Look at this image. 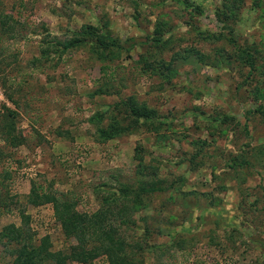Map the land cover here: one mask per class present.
<instances>
[{"label": "rangeland", "instance_id": "rangeland-1", "mask_svg": "<svg viewBox=\"0 0 264 264\" xmlns=\"http://www.w3.org/2000/svg\"><path fill=\"white\" fill-rule=\"evenodd\" d=\"M105 21L119 41L138 43L135 49L100 61L91 37L36 61L45 40L73 38L83 25L102 28ZM158 35L164 42H152ZM241 48L254 52L253 67ZM145 56L174 69L152 74L140 64ZM105 65L114 70L106 80L115 93L91 96ZM122 97L156 108L158 123L94 143L89 118L96 111L109 108L129 120L115 109ZM6 106L24 143L11 145L0 129V205L7 213L0 230L26 210L37 212L26 184L68 194L80 211L93 213L104 184L138 187L158 177L165 189L146 195L130 216L134 223L120 228L132 262L264 264V0H0V128L10 122L3 120ZM138 150L155 177L138 175ZM235 156L251 164L230 167ZM54 212H43L55 217L52 250L65 249L74 240ZM0 256V264H13L1 247ZM95 264L108 263L101 256Z\"/></svg>", "mask_w": 264, "mask_h": 264}, {"label": "trees", "instance_id": "trees-1", "mask_svg": "<svg viewBox=\"0 0 264 264\" xmlns=\"http://www.w3.org/2000/svg\"><path fill=\"white\" fill-rule=\"evenodd\" d=\"M189 6L193 5L189 4ZM4 23L6 24L8 21H4ZM44 30L48 31V28L45 27ZM74 33L76 35L73 38L65 40L56 37L45 40V46L41 48V54L36 58V61L42 63V60L49 59L53 52L62 55L69 49L86 46V44L92 43L91 37H95V45L91 46V50L100 61H109L125 51L130 52L138 44L133 42L131 46H127L122 42L123 40L119 41L117 37L115 38L108 21L102 23V28L94 24H86ZM47 34L50 35V33ZM164 40V37L159 35L152 38V42L157 43L164 42ZM146 43L147 41L140 44ZM103 48L106 51H103ZM241 51L244 54L246 63L253 67L254 52L248 48H241ZM140 61L143 69L151 71L152 74L160 75L161 72H164V69L166 71L174 69L170 66L171 64H165L161 60L156 61L154 58L151 60L146 56ZM113 72L114 70L110 66H101L100 73L102 76L96 80L97 82L100 81L101 84L90 93L91 96L115 93L107 88L109 82L106 80ZM18 87L20 88V85ZM8 99L15 104L17 103L12 95H9ZM116 108L118 111L121 109L126 111L124 114L129 118L126 123L121 120L119 114L115 115L113 110L109 108L98 110L89 118V122L95 126V137L98 141L105 142L109 139L130 134L142 124L155 127L158 123L156 118L159 120L155 109L150 108L146 102H140L135 97L129 99L122 97L116 102ZM6 110L9 113L7 116L5 115L3 120L7 118L10 122L2 125L1 132L7 138H10L11 145H20L24 143V140L16 138L18 135L16 134L15 122H13L15 111L7 106ZM59 134L62 133L58 132ZM136 151L135 159L138 161V175L148 174V176L155 177L157 175L156 170L153 169L152 172L146 173L147 165L144 162V154L139 153V150ZM250 164L248 160L241 158V156H235L229 166L235 168L243 165L249 166ZM104 185L106 192L102 197L100 208L93 213H89L80 211L78 201L75 198H69L68 194H57L32 183L27 201L32 205L52 203L64 235L66 238L74 240V243L65 249L52 250L50 236L37 238L30 226L31 216L23 214L21 225L9 223L4 225L0 231V241L5 250L9 251L13 257V264H95V261L101 256L106 257L108 264H135L128 256V243L120 228H128L132 222L134 223L133 218L129 220L130 216L143 207L142 205L146 203V195L164 190L165 186L158 177L146 182L142 181L138 183V187L121 182L118 188L110 190L108 188L109 184ZM102 189L98 188L97 190L102 191ZM113 220H118L119 224L116 225Z\"/></svg>", "mask_w": 264, "mask_h": 264}, {"label": "crops", "instance_id": "crops-1", "mask_svg": "<svg viewBox=\"0 0 264 264\" xmlns=\"http://www.w3.org/2000/svg\"><path fill=\"white\" fill-rule=\"evenodd\" d=\"M95 83H97V81L95 80ZM151 108H153V109H155L156 111H158L156 108H154V107H152L151 106ZM159 115V114H158ZM157 130H158V128H156ZM89 137L93 140V142L94 143H99V144H103V143H107V142H109V141H111V140H115V139H118L119 137H116V138H114V139H109V140H107V141H105V142H100V141H98L97 139H96V137H92L91 135H89ZM121 137V136H120ZM134 161L136 162V163H138V161L135 159V155H134ZM137 167V166H136ZM27 184H26V187H25V192L24 193H26V195H25V198H26V200H27V196H28V194L30 193V191H31V189H30V191L29 190H27ZM29 203V202H28ZM30 204V203H29ZM32 205V204H31ZM34 207H35V209H37V212L34 214V215H31V214H28L29 212H28V210H26V212H24L23 214H28V215H31V219H33L32 220V222L30 221V226L32 227V230L35 232V234L38 236V237H44V236H49L50 235V233L51 232H46V231H44V225L43 224H46V223H49V224H52L51 222H53V220H54V222H55V217L54 218H46L45 216H44V214H43V212L45 211V210H53L54 211V208H53V206L51 205V203H46V204H41V205H33ZM38 210H40V212H38ZM9 211V210H8ZM55 213V212H54ZM4 214H7V213H5V206L3 205V204H1L0 205V218H2L3 216H4ZM9 214V213H8ZM22 214V215H23ZM22 217H21V221L20 222H10V223H15L16 225H21L22 224ZM45 222V223H44ZM9 224V223H8ZM6 225V224H5ZM53 225V224H52ZM3 228V227H2ZM2 228H1V230H2ZM0 230V231H1ZM1 240V239H0ZM0 247H1V249H5L4 248V246H3V244H2V242L0 241ZM0 258H1V256H0ZM1 262V261H0ZM79 264V263H78Z\"/></svg>", "mask_w": 264, "mask_h": 264}, {"label": "built area", "instance_id": "built-area-1", "mask_svg": "<svg viewBox=\"0 0 264 264\" xmlns=\"http://www.w3.org/2000/svg\"><path fill=\"white\" fill-rule=\"evenodd\" d=\"M44 225V231L51 232L52 231V224L46 223Z\"/></svg>", "mask_w": 264, "mask_h": 264}]
</instances>
